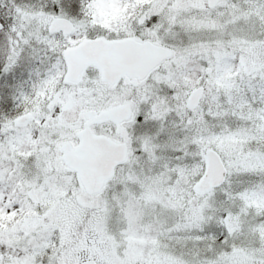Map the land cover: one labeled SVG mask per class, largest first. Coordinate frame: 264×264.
Returning <instances> with one entry per match:
<instances>
[{
  "label": "snow or ice",
  "instance_id": "obj_1",
  "mask_svg": "<svg viewBox=\"0 0 264 264\" xmlns=\"http://www.w3.org/2000/svg\"><path fill=\"white\" fill-rule=\"evenodd\" d=\"M0 264H264V0H0Z\"/></svg>",
  "mask_w": 264,
  "mask_h": 264
}]
</instances>
